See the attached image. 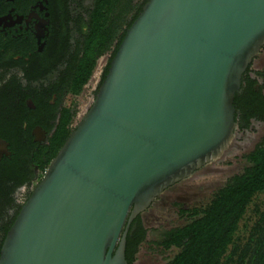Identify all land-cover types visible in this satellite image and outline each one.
I'll return each instance as SVG.
<instances>
[{
	"label": "water",
	"instance_id": "obj_1",
	"mask_svg": "<svg viewBox=\"0 0 264 264\" xmlns=\"http://www.w3.org/2000/svg\"><path fill=\"white\" fill-rule=\"evenodd\" d=\"M263 46L264 0H146L6 231L0 264H127L133 219L228 148Z\"/></svg>",
	"mask_w": 264,
	"mask_h": 264
},
{
	"label": "trees",
	"instance_id": "obj_2",
	"mask_svg": "<svg viewBox=\"0 0 264 264\" xmlns=\"http://www.w3.org/2000/svg\"><path fill=\"white\" fill-rule=\"evenodd\" d=\"M141 7L142 3L134 4L133 0H95L85 16L72 17L69 12L64 13L58 31L53 34V38L57 36L60 41L54 54L53 48L50 49L49 79L50 84L56 83L53 82L56 74L63 80V93L69 101L61 108L47 144L36 145L27 136V146L24 144L26 148L21 151L18 138L17 156L27 154L29 163L37 165L40 171L46 169L73 129L75 99L91 77L98 58L109 53L102 80L126 29ZM256 74L264 78V71ZM256 82L249 77L247 69L241 89L234 98L235 118H238L240 128L247 127L253 117L264 121V96L254 89ZM45 127L49 131L53 124ZM243 158L249 165L228 178L204 206L178 209L180 215L186 216L185 222L164 231L161 239L155 242L163 252L175 250L166 264H264V137ZM7 171L0 177V208L11 202L9 194L21 183L17 180L13 185H7ZM18 210L19 207L16 214ZM14 218L0 220V246ZM145 235L138 215L126 236L127 264L134 262Z\"/></svg>",
	"mask_w": 264,
	"mask_h": 264
},
{
	"label": "flooded vegetation",
	"instance_id": "obj_3",
	"mask_svg": "<svg viewBox=\"0 0 264 264\" xmlns=\"http://www.w3.org/2000/svg\"><path fill=\"white\" fill-rule=\"evenodd\" d=\"M85 1L90 5L85 7ZM94 1L0 0V177L8 170L7 185L21 180L8 196L11 202L0 208V220L16 216L40 172L37 165L28 162L27 154L16 155L17 139H20L21 151L26 148L24 144L27 146V136L36 145L47 144L64 106L63 80L56 74L52 76L56 83L50 84L49 79L50 49L53 48L54 54L60 41L57 36L53 38L54 31H58L64 13L84 16L93 8ZM137 3L144 4L143 0ZM64 67L65 64L61 68ZM262 71L255 70L248 75L257 80L254 89L264 96V88H260L264 78L256 74ZM235 120L239 127L238 118ZM252 121L263 122L253 117L247 127L239 128L247 129ZM49 123L53 128L48 131L45 126Z\"/></svg>",
	"mask_w": 264,
	"mask_h": 264
},
{
	"label": "rangeland",
	"instance_id": "obj_4",
	"mask_svg": "<svg viewBox=\"0 0 264 264\" xmlns=\"http://www.w3.org/2000/svg\"><path fill=\"white\" fill-rule=\"evenodd\" d=\"M133 1L136 4L139 0ZM84 5L87 7L90 3L85 1ZM108 59L109 53L98 58L91 77L75 99L76 112L72 126L78 122L82 114L91 105ZM255 70H264V48L251 62L248 67V74ZM67 101L69 100L66 97L64 105ZM263 137L264 121H252L247 129H240L237 126L231 143L220 158L195 171L191 177L170 186L156 198L150 207L139 215L146 235L138 247L132 264H166L175 250L170 249L163 252L160 247L155 245V242L161 239L164 231L185 222L186 216L180 215L178 209L204 206L213 192L223 186L228 178L240 173L245 166L249 165L243 155L252 150ZM42 175L43 171L37 173L31 190Z\"/></svg>",
	"mask_w": 264,
	"mask_h": 264
}]
</instances>
